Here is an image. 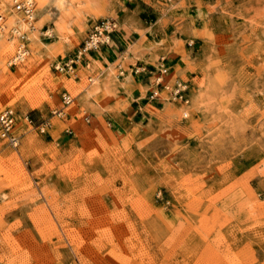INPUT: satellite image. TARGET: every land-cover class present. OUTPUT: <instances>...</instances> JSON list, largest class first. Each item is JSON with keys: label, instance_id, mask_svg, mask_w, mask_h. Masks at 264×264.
<instances>
[{"label": "rangeland", "instance_id": "rangeland-1", "mask_svg": "<svg viewBox=\"0 0 264 264\" xmlns=\"http://www.w3.org/2000/svg\"><path fill=\"white\" fill-rule=\"evenodd\" d=\"M67 6L66 42L0 56V109L48 122L0 142V264H264V0ZM105 17L120 59L56 71Z\"/></svg>", "mask_w": 264, "mask_h": 264}, {"label": "bare ground", "instance_id": "bare-ground-1", "mask_svg": "<svg viewBox=\"0 0 264 264\" xmlns=\"http://www.w3.org/2000/svg\"><path fill=\"white\" fill-rule=\"evenodd\" d=\"M67 1L68 0H39L41 17L53 23V26H47L45 29L42 30L34 24L33 12H29V10L24 12L18 8L20 6L26 7L27 3L32 2L33 4V0H0V10L4 13V20L0 26V56L8 57L9 61L20 63L24 61L25 55L29 54L30 50H33L39 43H44L42 41V39L44 38H41V36L43 35L47 38L61 39L66 42L68 40V36L63 35L62 31L67 30L70 23V20L69 22L64 21V14L69 9V5L67 6ZM92 37L93 39L97 38V36L94 34H92ZM107 38L108 37H106V39ZM34 92L31 91V94ZM28 97L32 96L29 95ZM8 100L9 99L5 97V100L0 101V103L3 102L2 104H4ZM6 244L7 243L3 241L1 247L2 251L5 250L4 247L7 246Z\"/></svg>", "mask_w": 264, "mask_h": 264}, {"label": "built area", "instance_id": "built-area-1", "mask_svg": "<svg viewBox=\"0 0 264 264\" xmlns=\"http://www.w3.org/2000/svg\"><path fill=\"white\" fill-rule=\"evenodd\" d=\"M22 11L26 12L29 10V12H32L33 10V4L27 3L26 7L20 6L18 7ZM4 20V15L2 12H0V26ZM116 22L112 17H105L104 19H101L94 27L92 32L89 34V36L82 42V44L77 48L74 55L58 64L54 65V68L56 71L71 74L74 76H77V69L76 65L81 61L82 57L87 53L88 51H94L99 49V47L105 43H108L110 39V33L116 29ZM92 34L96 35L97 38L93 39ZM106 37H108L106 39ZM117 78L119 80H122L125 76V69L121 64L117 65ZM137 71V70H136ZM135 71V72H136ZM89 82H92V77H87ZM186 85L177 82L172 90V95L174 99H178L184 103H188L189 99L186 98L184 92H185ZM151 96L157 95V90L152 91ZM72 101V98L70 95H67L64 93L62 95V102L63 104H69ZM55 114H60L58 110H54ZM89 119L86 118V121ZM48 122H41L36 123L34 118L26 113V114H18L13 108L11 107H4L0 109V142H5L7 145H10L12 147H17L20 142V136H21V129L22 127H37L40 128V131H44V127L47 126Z\"/></svg>", "mask_w": 264, "mask_h": 264}, {"label": "crops", "instance_id": "crops-1", "mask_svg": "<svg viewBox=\"0 0 264 264\" xmlns=\"http://www.w3.org/2000/svg\"><path fill=\"white\" fill-rule=\"evenodd\" d=\"M123 46L122 41L120 40V35L117 32L111 33L110 35V42L105 43L99 47V49L92 51V53L89 55L92 57L93 60L100 62V63H108L109 64H115L120 59V49ZM85 58L87 60V63L91 64L92 61L89 59L87 55H85ZM84 58V59H85ZM89 60V61H88ZM127 75L123 77L122 80H119L117 77L118 82H124Z\"/></svg>", "mask_w": 264, "mask_h": 264}]
</instances>
